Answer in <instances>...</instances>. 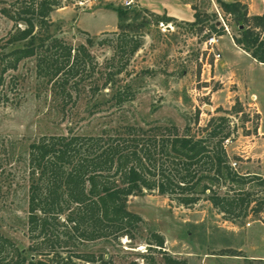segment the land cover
I'll return each mask as SVG.
<instances>
[{
    "label": "rangeland",
    "instance_id": "374dc122",
    "mask_svg": "<svg viewBox=\"0 0 264 264\" xmlns=\"http://www.w3.org/2000/svg\"><path fill=\"white\" fill-rule=\"evenodd\" d=\"M20 1L0 0V10H15ZM55 1L58 6L48 14L49 31L72 46L84 44L89 59L70 77L68 84L75 81L76 86L70 89L69 98L51 94L50 83L35 74L33 57L20 60L15 69L3 74L0 233L22 249L32 241L40 243L43 254L27 251L26 255L47 264H59L66 257L68 264H202L207 257L213 260L206 259L205 264H229L232 252L242 258L248 255L249 245L253 251L263 250L264 67L252 71L262 79L257 95L259 108L253 96L234 93L235 84L221 70V55L214 60L213 54L219 51L215 45L209 48L204 43L213 18L217 26H222L218 15L227 29L222 26L223 34L236 35L231 16L223 13L214 0H188L203 18L201 22L163 21L131 0L124 8L125 16L117 19V28L111 10L125 6L124 0ZM14 25L0 12L2 52L19 45L5 44ZM97 27L102 30L92 33ZM221 47L224 55L227 47ZM208 74L215 77L203 81ZM115 91L128 92L129 97L119 105H110L108 98ZM221 116L225 120L216 119ZM168 123L196 137H206L209 130L219 127L209 144L226 136L221 144L236 181H225L216 191L230 201L231 209L212 205L205 199L207 191L195 203L182 205L172 194L143 190L127 196L124 203L126 210L141 218L129 236L84 239L81 229L85 225L74 229L66 219L71 206L50 220V239L42 234L28 237L24 164L28 142L41 135L111 134L124 124L144 128ZM230 162L235 164L231 166ZM153 233L162 237L160 246L155 245ZM78 254H88L92 261ZM261 258L242 259V264H264L263 252Z\"/></svg>",
    "mask_w": 264,
    "mask_h": 264
},
{
    "label": "trees",
    "instance_id": "16d2710c",
    "mask_svg": "<svg viewBox=\"0 0 264 264\" xmlns=\"http://www.w3.org/2000/svg\"><path fill=\"white\" fill-rule=\"evenodd\" d=\"M214 1L223 13L231 16L237 27V34L230 36L233 43L255 62L264 64V9L260 14L250 15L245 4L238 0ZM57 4L55 0H22L15 10L1 8L0 12L15 24L5 44L19 42V45L0 51V88L7 70L15 69L24 58L33 57L35 74L50 83L51 94L62 99L70 97V89L76 84L75 81L68 84V81L78 73V68H83L89 54L84 44L72 46L49 31L48 14ZM125 7L113 8L118 20L125 16ZM154 15L157 20H173L165 14ZM192 16L191 25L203 20L195 10ZM19 23L23 26H16ZM119 26L117 23L116 27ZM208 28L210 34L216 36L224 33L214 18ZM86 43L90 44L89 38ZM128 97V92L115 91L108 101L110 105H119ZM216 119L225 120L223 116ZM211 121L212 118L206 125ZM209 131L206 137H196L179 132L170 123L144 128L124 124L111 134L67 132L31 140L26 146L24 162L28 237L34 239L42 234L50 239V220L71 206L66 219L72 222L74 229L85 225L81 229L84 239L129 236L141 218L126 210L124 203L127 196L143 190L172 194L182 205L195 203L199 195L207 191L205 199L212 205L231 209L230 201L218 196L216 187L225 181H236L235 174L227 164L222 137L209 144L219 127ZM153 236L155 245L160 246L162 237L155 233ZM48 250H52L51 245ZM27 251L43 254L38 242L32 241L22 249L0 233V264H47L43 259L28 257ZM77 257L92 261L88 254ZM65 259L59 264H68L69 259Z\"/></svg>",
    "mask_w": 264,
    "mask_h": 264
},
{
    "label": "crops",
    "instance_id": "0c3cea01",
    "mask_svg": "<svg viewBox=\"0 0 264 264\" xmlns=\"http://www.w3.org/2000/svg\"><path fill=\"white\" fill-rule=\"evenodd\" d=\"M134 2L136 7H140L154 14H165L166 16H170L171 18H173L172 21L190 23L193 20V16H192L193 9L191 8L190 2L188 0H134ZM244 2H245L247 14L250 15L260 14L264 9V0H245ZM111 11L115 13L114 10ZM114 22L116 26L117 17ZM98 27L92 33H97L98 31L102 30V29H98ZM223 45L227 47L226 49L227 52L224 55H222L223 53L221 52V49H223L221 46ZM215 47L219 51V55H221V59H220L221 70H225L228 76L227 79H231L230 81H232L235 84V87L237 88L236 91H234V93H236V95H238L239 97L240 95L242 96L246 95L251 99L253 96V99L258 102L257 95L260 92L262 79H260V76L253 74L252 71L256 67H260V68L264 67V64L255 62L252 58H250L245 51L241 50L233 43L231 37L228 34L218 35ZM214 60L216 59L214 58ZM214 77L215 75L210 76L208 74V77L203 79V81H207L208 79H212ZM201 88H205V87H201ZM259 108H260V104H259ZM260 118L263 119L261 110H260ZM262 130L263 131L261 133H264V128ZM252 249L253 248L249 245L248 255L243 256L242 258H239V256L236 255H230L229 264H242V259L244 260L262 259L261 257H262V252L264 253V249L258 251L257 250L253 251ZM235 251H239V250H235ZM206 259H211V258L210 257L204 258L202 264H205ZM212 260L213 259H211V261ZM211 264L213 263L211 262Z\"/></svg>",
    "mask_w": 264,
    "mask_h": 264
},
{
    "label": "built area",
    "instance_id": "2783aa9c",
    "mask_svg": "<svg viewBox=\"0 0 264 264\" xmlns=\"http://www.w3.org/2000/svg\"><path fill=\"white\" fill-rule=\"evenodd\" d=\"M130 3H131V0H124L123 5H125V6H129ZM218 17H219V20L221 21L222 26L224 27L225 31L227 32L226 26L224 25V23H223V21H222V18L220 17V15H218ZM166 27H167V28H171V25L167 24ZM216 40H217V36L211 33V34H210V35L204 40V43H206V44L209 46V48H211L212 45H215V44H216ZM213 56H214V58L216 59V58L219 56V54H218V53H214ZM234 164H235L234 162H230V165H231V166H233Z\"/></svg>",
    "mask_w": 264,
    "mask_h": 264
},
{
    "label": "water",
    "instance_id": "95a60500",
    "mask_svg": "<svg viewBox=\"0 0 264 264\" xmlns=\"http://www.w3.org/2000/svg\"><path fill=\"white\" fill-rule=\"evenodd\" d=\"M216 24H217V22H216Z\"/></svg>",
    "mask_w": 264,
    "mask_h": 264
}]
</instances>
